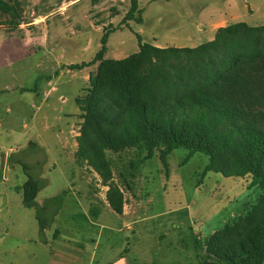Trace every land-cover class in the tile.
Masks as SVG:
<instances>
[{
    "label": "rangeland",
    "instance_id": "obj_1",
    "mask_svg": "<svg viewBox=\"0 0 264 264\" xmlns=\"http://www.w3.org/2000/svg\"><path fill=\"white\" fill-rule=\"evenodd\" d=\"M138 1L142 23L123 22L131 0H10L14 22V11L0 10V264H200L218 259L215 238L244 234L263 190L249 188L250 175L204 173V153L185 161L189 150L176 148L166 176L159 150L146 159L138 147L106 148L109 183L77 156L76 99L89 93L99 62L70 65L94 57L105 29L114 28L106 58L123 59L139 50L137 34L196 47L234 22L264 25V0ZM23 164L41 186L35 206L23 200Z\"/></svg>",
    "mask_w": 264,
    "mask_h": 264
},
{
    "label": "trees",
    "instance_id": "obj_2",
    "mask_svg": "<svg viewBox=\"0 0 264 264\" xmlns=\"http://www.w3.org/2000/svg\"><path fill=\"white\" fill-rule=\"evenodd\" d=\"M14 4L0 0V10L14 11L13 22L17 18ZM129 20L143 22L138 0H131L123 22ZM113 31L112 26L105 29L90 61L70 65L81 69L99 62L89 93L76 99L84 111L77 156L87 160L105 183L112 177L106 148L138 147L146 150V159L159 150L166 176L168 156L178 147L189 150L185 161L198 152L208 155L204 173L250 175L249 188H261L263 194L247 219L244 234L233 241L215 238L217 245L213 243L211 250L218 259L200 264H262L264 25L234 22L196 47H160L143 42L137 34L139 50L123 59L105 56ZM171 61H178L180 67L175 70ZM168 66L172 70L167 71ZM23 167L28 176L23 200L35 206L41 186L28 173V166ZM107 196L112 208L122 213L119 191L110 186Z\"/></svg>",
    "mask_w": 264,
    "mask_h": 264
},
{
    "label": "water",
    "instance_id": "obj_3",
    "mask_svg": "<svg viewBox=\"0 0 264 264\" xmlns=\"http://www.w3.org/2000/svg\"><path fill=\"white\" fill-rule=\"evenodd\" d=\"M262 264H264V261H263V263Z\"/></svg>",
    "mask_w": 264,
    "mask_h": 264
},
{
    "label": "crops",
    "instance_id": "obj_4",
    "mask_svg": "<svg viewBox=\"0 0 264 264\" xmlns=\"http://www.w3.org/2000/svg\"><path fill=\"white\" fill-rule=\"evenodd\" d=\"M85 185V184H84Z\"/></svg>",
    "mask_w": 264,
    "mask_h": 264
}]
</instances>
